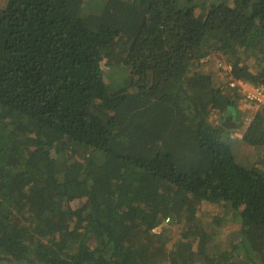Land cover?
<instances>
[{
  "label": "trees",
  "instance_id": "obj_1",
  "mask_svg": "<svg viewBox=\"0 0 264 264\" xmlns=\"http://www.w3.org/2000/svg\"><path fill=\"white\" fill-rule=\"evenodd\" d=\"M231 81L264 86V0H0V264H264Z\"/></svg>",
  "mask_w": 264,
  "mask_h": 264
},
{
  "label": "rangeland",
  "instance_id": "obj_2",
  "mask_svg": "<svg viewBox=\"0 0 264 264\" xmlns=\"http://www.w3.org/2000/svg\"><path fill=\"white\" fill-rule=\"evenodd\" d=\"M221 65L223 66L224 63H221ZM221 65H219V67ZM243 85H244L245 89H251L252 88L249 85H246V84H243ZM258 110H260L258 106L251 104L242 98L240 100V105L237 108V114L239 117H242L243 123H245V125H247L249 122V118ZM247 112L250 114H248ZM222 115L223 114H221L220 111H212L209 119L213 123L220 122L223 124L225 117H228L229 115H231V112L224 114L223 119L219 120ZM246 115H248V117ZM238 120H240V118H238ZM250 120H251V118H250ZM234 121L237 122V119ZM237 128L238 127H236V130L235 131L233 130L231 133L232 137L237 136V139L232 141L233 142L232 146H233L234 151L236 152V158H237L238 162L241 163L243 166H248V165L252 164L251 161L256 156H258L259 154H262L264 152V147L255 150V149L250 148V147L247 148L246 145H242V141L240 139V136L245 131V127H242L241 130H240V128L239 129H237ZM201 209H205L204 211L202 210L203 212H205L207 214V216L204 217L205 219H210L209 217H211V215H213L214 212L217 211L216 208H212L211 206H204ZM200 215L202 216V213ZM228 215H229V213H228ZM236 224L235 223L232 225L227 224V225L223 226L222 234L226 235L229 231H231L233 228L236 227L235 226Z\"/></svg>",
  "mask_w": 264,
  "mask_h": 264
},
{
  "label": "built area",
  "instance_id": "obj_3",
  "mask_svg": "<svg viewBox=\"0 0 264 264\" xmlns=\"http://www.w3.org/2000/svg\"><path fill=\"white\" fill-rule=\"evenodd\" d=\"M222 69H229L226 66H220ZM238 85L240 88V92L243 94L245 101L254 104L256 106H264V86H259L251 89H245L243 83L241 81H231L230 86ZM167 220L164 221V223Z\"/></svg>",
  "mask_w": 264,
  "mask_h": 264
},
{
  "label": "crops",
  "instance_id": "obj_4",
  "mask_svg": "<svg viewBox=\"0 0 264 264\" xmlns=\"http://www.w3.org/2000/svg\"><path fill=\"white\" fill-rule=\"evenodd\" d=\"M229 118L228 119H226V120H224V123L225 124H228L229 125V127H228V129H234V130H236V127H238V126H236V123H235V121H234V119H233V116H232V113H231V115H229L228 116ZM238 129V128H237ZM239 138V137H238ZM231 139L232 140H236L237 139V136L236 137H232L231 136ZM240 139H241V136H240ZM246 147L247 148H252L251 146H248V145H246ZM242 149V148H241Z\"/></svg>",
  "mask_w": 264,
  "mask_h": 264
},
{
  "label": "water",
  "instance_id": "obj_5",
  "mask_svg": "<svg viewBox=\"0 0 264 264\" xmlns=\"http://www.w3.org/2000/svg\"><path fill=\"white\" fill-rule=\"evenodd\" d=\"M229 117H225V119L224 120H226V119H228ZM230 119V118H229ZM223 125L225 126V127H229V125L228 124H225V123H223Z\"/></svg>",
  "mask_w": 264,
  "mask_h": 264
}]
</instances>
